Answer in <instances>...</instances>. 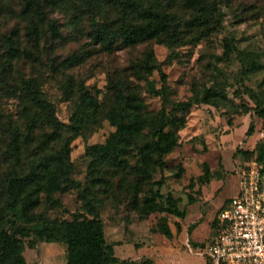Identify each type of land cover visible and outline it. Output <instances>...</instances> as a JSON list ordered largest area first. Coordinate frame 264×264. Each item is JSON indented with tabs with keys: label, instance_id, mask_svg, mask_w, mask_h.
<instances>
[{
	"label": "rangeland",
	"instance_id": "1",
	"mask_svg": "<svg viewBox=\"0 0 264 264\" xmlns=\"http://www.w3.org/2000/svg\"><path fill=\"white\" fill-rule=\"evenodd\" d=\"M25 3L0 0V83L6 78L9 84L0 86L2 125L20 122L26 102L15 88L27 78L38 82L42 99L66 125L78 90L110 104L115 94L109 90L110 80L116 85L120 80L123 93L135 94L146 111L158 114V122L181 115L186 119L178 132L177 148L162 158L164 168L157 169L150 181H140L133 174L131 168L138 156L135 144H131L123 159L129 168L114 171L103 166L102 174L99 171L92 183L86 153L104 144L115 131L109 122L100 121L98 127L75 138L69 146L73 171L68 189L48 198L41 195L36 211L50 220H71V214L81 209L80 195L87 189L85 197L97 205L106 242L114 246L117 258L146 257L156 264H206L203 248L216 236L217 214L225 198L237 193L236 170L244 160L257 158L264 169V138H260L264 130V0H40L44 18L36 11L26 15ZM142 9L163 10L170 18L169 35L162 41L124 46L117 38L110 47H103L95 39L102 28L116 33L124 23L141 24ZM204 15L208 21L195 29L192 22ZM30 22L34 35L29 37ZM51 26L59 37L53 35ZM11 37L18 41L19 52L29 57H8L6 39ZM149 52L154 60L148 66L153 70L139 76L133 67L147 63ZM70 55L84 58L74 67L58 69L56 66ZM66 85L72 88V97L64 92ZM206 92L217 102V108L202 103ZM186 102L191 105L188 112L177 110V104ZM50 132L44 128L38 136ZM67 136L50 142L46 155L58 152ZM3 138L0 150L4 149ZM143 141L145 137L140 136L136 144ZM237 148L253 154L248 159L237 156ZM137 181L139 198L157 191L156 202L168 210L164 200L171 194L184 218L166 212L139 217L128 205L132 193L129 186ZM160 218L166 219L172 232L170 240L155 232ZM22 227L12 225L10 230L16 234ZM37 227H24L28 237L18 233L26 263L64 264L65 247L38 240L33 235Z\"/></svg>",
	"mask_w": 264,
	"mask_h": 264
},
{
	"label": "trees",
	"instance_id": "2",
	"mask_svg": "<svg viewBox=\"0 0 264 264\" xmlns=\"http://www.w3.org/2000/svg\"><path fill=\"white\" fill-rule=\"evenodd\" d=\"M32 11L38 12L41 18H44L40 0H26L23 12L29 15ZM207 11H203L205 15ZM140 15L141 24L124 23L116 33L102 28L96 32L95 39L103 47H110L117 38L124 46H132L140 41H162L163 36L169 35L167 27L170 18L163 10L142 9ZM205 15L192 22L195 29H199L205 21H208ZM30 24L27 31L29 37L34 35L33 23ZM51 32L59 37L53 26ZM6 47L8 57L11 59L29 57L28 54L19 52V43L12 37L6 39ZM83 58L84 55H70L56 67L58 69L74 67L81 63ZM146 60L147 63L143 66L133 67L135 73H140L139 76L151 74L153 70V67L148 66L154 60L152 52L147 54ZM114 83V80L109 81V90L115 92L109 105L104 104V98L98 100L78 90V98L74 102L68 125L57 120L51 106L42 99L40 86L35 79L21 80V84L16 86L15 90L25 97L26 102L20 122L14 125L0 123V138L2 139L3 136L5 139L1 142L4 149L0 150V264H27L22 256L23 243L18 238V233L22 237H28L29 232L24 227L32 225L38 226L33 234L38 240L65 247L64 264H152L148 261L120 260L115 257L114 246L106 242L98 207L89 196L85 197L88 195L87 189L80 195L81 209L71 214V220H50L36 211L41 203V195L48 198L54 192L68 189V183L72 182L70 177L73 171L69 159V146L75 138L98 127L102 120L109 122L115 131L104 144L91 147L86 153L90 158L88 176L92 183L103 166L107 165L114 171L129 168L123 159L126 158L131 144H135L138 156L136 165L131 169L133 174L141 179L140 181H150L157 169L164 168L162 158L173 153L177 148L178 132L185 127V116H174L171 120L161 118L158 122L156 119L158 114L146 111L135 94L123 93L119 87L120 80L117 85ZM3 84L9 86L6 78H2L0 86ZM64 92L67 97L74 95L70 85L64 86ZM202 103L214 108L219 106L209 92L205 93ZM176 107L177 110L188 112L191 105L186 102L177 104ZM44 128H49L50 134L38 136L39 131ZM146 129L149 133H144ZM250 131L251 127L247 129V136ZM63 134L68 136L59 151L46 155L45 147L50 142H56V138ZM140 136H144L146 141L136 144ZM33 141L35 142L32 145ZM235 154L248 159L253 151L243 152L237 148ZM259 157L262 155L260 154ZM251 160L259 163L258 158ZM244 162L248 161L244 160ZM262 170L264 172L263 167ZM139 187V181L129 186L132 193L128 204L139 214V217L145 218L154 212H166L178 219L184 218V213L178 209L177 199L171 194L165 195L164 203L169 208L164 210L156 202L157 191L139 198ZM18 224L23 227L15 234L10 227L12 225L16 227ZM5 225H9V228ZM155 232L168 240L172 238V232L165 218L158 220Z\"/></svg>",
	"mask_w": 264,
	"mask_h": 264
},
{
	"label": "built area",
	"instance_id": "3",
	"mask_svg": "<svg viewBox=\"0 0 264 264\" xmlns=\"http://www.w3.org/2000/svg\"><path fill=\"white\" fill-rule=\"evenodd\" d=\"M236 174L237 193L218 212L216 236L203 248L206 264H264V172L248 161Z\"/></svg>",
	"mask_w": 264,
	"mask_h": 264
},
{
	"label": "crops",
	"instance_id": "4",
	"mask_svg": "<svg viewBox=\"0 0 264 264\" xmlns=\"http://www.w3.org/2000/svg\"><path fill=\"white\" fill-rule=\"evenodd\" d=\"M236 191V190H235ZM226 199V200H225ZM223 202H225V204L229 201V199L225 198ZM222 202V203H223ZM223 205V204H222ZM114 250V255H115V249L113 248ZM116 257V256H115ZM125 259H130V260H134V261H147L148 259L145 257V259L143 257H140V259H134L132 257H128V258H125ZM125 259H120V260H125ZM150 260V259H149ZM151 261V260H150ZM152 264H156L155 262H152ZM205 264V263H203Z\"/></svg>",
	"mask_w": 264,
	"mask_h": 264
}]
</instances>
